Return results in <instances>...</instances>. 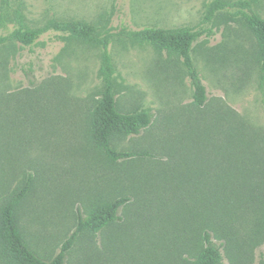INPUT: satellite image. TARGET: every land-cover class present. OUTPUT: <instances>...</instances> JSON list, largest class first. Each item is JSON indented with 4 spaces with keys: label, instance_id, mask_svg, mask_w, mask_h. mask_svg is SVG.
I'll list each match as a JSON object with an SVG mask.
<instances>
[{
    "label": "rangeland",
    "instance_id": "obj_1",
    "mask_svg": "<svg viewBox=\"0 0 264 264\" xmlns=\"http://www.w3.org/2000/svg\"><path fill=\"white\" fill-rule=\"evenodd\" d=\"M241 10L264 17V0H0V37L21 27L19 12L30 27L51 19L101 26L110 34L120 110L154 113L139 135L113 142L154 156L112 161L89 132L103 89L101 46L55 31L32 47L0 45V209L32 174L18 217L39 253L59 252L78 208L129 195L123 221L80 237L65 264H193L201 224L182 238L185 207L177 209V195L194 138L188 181L204 201V191L228 188L212 192L217 215L209 222L222 264H264V72ZM197 25L214 29L192 52L208 91L202 108L180 57L126 34ZM0 264H8L1 253Z\"/></svg>",
    "mask_w": 264,
    "mask_h": 264
},
{
    "label": "trees",
    "instance_id": "obj_2",
    "mask_svg": "<svg viewBox=\"0 0 264 264\" xmlns=\"http://www.w3.org/2000/svg\"><path fill=\"white\" fill-rule=\"evenodd\" d=\"M219 4L216 3L211 12H214L219 7ZM239 14L257 40L259 61L264 72V17L252 10H241ZM18 20L21 23V27L13 31L9 36L0 37V45L10 41L32 47L38 43V39L43 34L55 31L65 33L87 45L101 46L103 89L89 115V132L92 141L95 147L112 161L142 156L153 157L154 154L148 151L121 150L113 144L116 138L139 135L152 124L154 113L150 109L133 112L120 110L115 89V66L109 50L110 34L104 35L101 26H96L86 21L51 19L41 27H30L25 24V16L22 12H19ZM126 34L132 41L151 44L159 51L180 57L194 87V103L197 107L202 108L208 102L207 86L194 62L192 52L194 44L203 36L209 37L214 34L213 27H205L203 25L172 28L154 27L138 31L128 30ZM204 117L207 119L206 116ZM230 119L234 121L236 118L231 115ZM193 139L189 141L192 155L188 159L181 177H179L177 209L183 211L185 207L181 234L184 240H190V235L195 229H198L197 225L201 224L199 236L201 246L195 249L193 264H222L224 260L223 253L221 247L213 241L211 231L213 225L211 223L210 226L209 222L212 214L217 215L216 206L211 203L212 192L216 196L217 190L225 191L228 188H217L215 189L216 192L215 190L210 192L203 190V195L208 200L204 201L199 193L200 189L188 181L192 177L193 151L198 145L197 141ZM231 139L233 141L232 149H236V137L231 136ZM244 182L247 183L246 180ZM248 184L244 186H248ZM32 185L33 175L30 174L0 209V253L8 264H65L69 252L79 241L80 237L88 233L97 234L110 225L123 221L124 218L120 210L131 200L129 195H122L102 205H96L86 212L78 208L77 224L74 231L65 239L59 252L55 256L48 257L39 253L32 246L18 217V210L30 193ZM220 220L225 223L223 218H220Z\"/></svg>",
    "mask_w": 264,
    "mask_h": 264
}]
</instances>
